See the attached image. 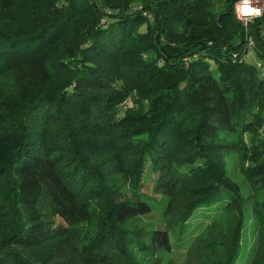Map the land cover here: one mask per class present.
I'll list each match as a JSON object with an SVG mask.
<instances>
[{
  "label": "trees",
  "instance_id": "16d2710c",
  "mask_svg": "<svg viewBox=\"0 0 264 264\" xmlns=\"http://www.w3.org/2000/svg\"><path fill=\"white\" fill-rule=\"evenodd\" d=\"M236 1L25 0L19 17L0 0V264H169L170 229L218 206L231 245L207 264L236 263L251 193L219 161L264 122V9L245 29ZM113 150L133 154L125 193L93 162ZM144 177L189 197L165 228L133 224L157 201ZM61 239L70 259L41 246Z\"/></svg>",
  "mask_w": 264,
  "mask_h": 264
},
{
  "label": "rangeland",
  "instance_id": "374dc122",
  "mask_svg": "<svg viewBox=\"0 0 264 264\" xmlns=\"http://www.w3.org/2000/svg\"><path fill=\"white\" fill-rule=\"evenodd\" d=\"M37 1L44 3L45 0ZM261 1L264 4V0ZM5 2L16 10L19 17L25 15V0H5ZM46 4L44 11L48 9V3ZM256 19L258 18L249 19L246 22H241V24L245 29H254ZM261 34L264 37V25L261 27ZM248 37L246 36L248 51L242 54L241 58L245 62L259 66L253 37H251V45L248 44ZM8 81L9 78L4 76L0 83L4 86ZM263 144L264 122H261L256 124L251 131L244 133L243 142L238 148L226 151L220 156L219 166L225 171L226 176L237 182L245 193L249 192L251 196L253 194L252 198L251 196L249 198L251 207L245 212L246 220L241 229V246L239 249L241 254L235 264H256L257 261L264 264V222H259L251 215V211H254L252 205L264 200V184L260 181V176L264 174ZM129 157L131 161H129ZM132 157L133 154L113 150L99 153V156L94 157L93 162L97 163L98 169H109L110 175H112L111 183L118 185L120 191L125 193L130 185L131 172L129 167L132 166ZM257 165L262 169H255ZM204 178L207 177H202V179ZM150 182L149 178L145 180L144 177V184L148 183L149 185V193L157 199L156 205L151 212L139 217L133 224L147 228L154 223L155 227L160 225L165 228V218L170 217V214L173 217L183 211L189 197L183 194L170 197V195L155 192ZM171 199H173L172 204L176 202L174 211L171 208L168 209ZM43 207L48 221L60 224L59 219L50 208L49 202H46ZM230 226L234 227V220L229 214L227 215L222 211L221 206L216 207V209L206 208L195 211L188 220V233L184 237L177 239L175 234L177 228L170 229L172 253L169 264H207L211 257L209 256L210 253L215 256L220 254L222 249L224 251L226 246L230 247ZM48 245H51L56 253H63L68 259L72 257L71 247L63 239L55 240L52 244L44 243L41 246L45 249ZM38 249L41 251V248ZM37 252L36 248L33 251V257H39L38 254H35ZM225 258L224 255V260Z\"/></svg>",
  "mask_w": 264,
  "mask_h": 264
},
{
  "label": "built area",
  "instance_id": "2783aa9c",
  "mask_svg": "<svg viewBox=\"0 0 264 264\" xmlns=\"http://www.w3.org/2000/svg\"><path fill=\"white\" fill-rule=\"evenodd\" d=\"M243 6V0H238L234 3V7H233V11L235 13V16L241 21V22H246L248 21L249 19H253V18H256V17H253V18H241L240 16V11L239 9ZM250 6L251 7H254V8H260L262 11L264 9V4L261 0H251L250 2ZM248 44L251 45L252 44V41H251V36L248 37Z\"/></svg>",
  "mask_w": 264,
  "mask_h": 264
},
{
  "label": "clouds",
  "instance_id": "9594fccd",
  "mask_svg": "<svg viewBox=\"0 0 264 264\" xmlns=\"http://www.w3.org/2000/svg\"><path fill=\"white\" fill-rule=\"evenodd\" d=\"M251 0H243V6L239 9L241 18H253L260 17L262 10L260 8H254L250 6Z\"/></svg>",
  "mask_w": 264,
  "mask_h": 264
}]
</instances>
